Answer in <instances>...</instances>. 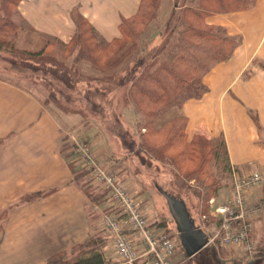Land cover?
Returning <instances> with one entry per match:
<instances>
[{"label": "crops", "instance_id": "0c3cea01", "mask_svg": "<svg viewBox=\"0 0 264 264\" xmlns=\"http://www.w3.org/2000/svg\"><path fill=\"white\" fill-rule=\"evenodd\" d=\"M138 4L20 0L17 12L33 32L67 43L76 30L75 11L110 41L118 35L120 20L133 15ZM207 23L223 26L239 43L227 60L203 76L207 91L183 104L185 131L190 138L195 133L221 138L231 172L243 177L256 171L264 182V0L245 10L211 15ZM29 93L0 80V213L5 216L0 221V264H44L75 250L94 233L92 206L70 165L75 155L63 146L71 131ZM94 145L96 141L90 151L98 155ZM255 190L247 199L262 187ZM103 257L118 263L110 254Z\"/></svg>", "mask_w": 264, "mask_h": 264}, {"label": "rangeland", "instance_id": "374dc122", "mask_svg": "<svg viewBox=\"0 0 264 264\" xmlns=\"http://www.w3.org/2000/svg\"><path fill=\"white\" fill-rule=\"evenodd\" d=\"M13 2V0H8V2L0 0V15H9L8 28L0 32V80L20 87L25 93L30 92L29 94H32L34 99L49 110L54 119L67 128V132L71 131L67 137L69 142L74 144L83 142L82 144L90 145L88 146L90 148L92 142L96 141L94 148L100 149L97 151L98 159L103 161L104 167L119 174L129 190L141 195L149 216H154L157 223L159 222L161 226L167 228L171 235L175 234V226L165 199L156 190V185L183 200L190 218L194 219L196 226L198 224L207 232L210 243L208 241L207 245L191 258H187L182 249L177 250L173 263L264 264V182L254 188L258 190L262 187V190L257 192L255 190V193L248 196L249 199L258 198L251 204L263 206L260 213L254 218V230L250 235V239L254 243V251L245 255L239 248L220 246L216 239L212 240L215 227L211 215H215V212H212L213 206L222 203L231 194L233 177L230 168L228 171H223L222 165L217 166V162L210 159L205 165L209 164L208 170L206 169L207 173L198 178L196 165L189 164L187 159L181 158L189 171L194 172L192 178L186 179L173 165L164 163L165 161L157 160L156 162V160L147 159V155L142 154V143L145 138H154L155 135H151L150 130L147 131V136L143 137L139 134L142 132L136 128L140 119L136 108L123 105L120 102L123 90L112 89L109 92L106 90L107 84H86V82H79L69 88L58 79L63 74L57 77V69L53 68L51 63L62 61L69 66L74 59L77 60L79 47L76 43L79 44V37L72 41L71 46L64 48L63 43L57 39L37 32H30V26L17 14L13 8ZM155 6L150 9L149 21L143 20L146 26L137 27L136 32L144 33L139 35L134 58L138 55L145 56L149 61L156 47L161 44V32H171L172 27H175L173 30L176 29L174 32L181 31V27L177 29L176 23L178 22L174 18L176 16L178 19L181 15V4L175 9L172 20L173 9L170 0H159ZM77 19V23H79L81 19ZM79 26V29L84 31L85 23L81 22ZM95 35L97 41L106 40L98 32H95ZM117 36H119V32ZM174 39L175 35L169 41L172 42ZM40 51H43L41 56H34ZM129 62L131 63L130 59ZM77 64L80 65L82 74L86 72L93 74L90 70L91 63L88 60L81 59ZM87 89L89 92H86ZM46 98H48L47 101ZM44 101L45 103H43ZM181 111V108L169 110L163 114L157 127L164 125L166 121L179 115ZM74 131L76 134H71ZM163 137H165L164 134ZM127 144L131 147H128ZM138 150L141 152L134 155V152ZM171 150L176 151L174 148ZM77 172L80 171H76L75 174H78ZM214 175H217L214 187L210 188L211 185L208 181L210 179L213 181ZM201 178L207 181L201 184ZM117 179L118 176H116ZM79 187L81 188L80 185ZM213 191L216 192L215 195H211ZM209 193L210 195H208ZM249 199L246 197V202ZM95 214L92 216L96 220L93 222L95 226L93 234H99L104 238V233L99 229V226L96 227L95 222L99 220V215ZM4 217L0 213V221ZM214 218L216 217L214 216ZM111 246V241L106 239L105 247L102 248V243L101 250L104 251V256L107 257L110 254L112 257L109 258L111 260L116 258L115 261L119 263ZM255 250H259L260 254ZM82 251V249L78 250L77 246L74 250L76 254L73 257L79 256L77 254H81Z\"/></svg>", "mask_w": 264, "mask_h": 264}, {"label": "trees", "instance_id": "16d2710c", "mask_svg": "<svg viewBox=\"0 0 264 264\" xmlns=\"http://www.w3.org/2000/svg\"><path fill=\"white\" fill-rule=\"evenodd\" d=\"M13 1V8L17 12L20 0ZM158 1L139 0L136 12L120 20L117 26L119 36L110 41H97L95 28L78 12H72L71 17L76 30L67 43L61 42L64 48H68L72 41L79 37V44L76 43L79 47L78 59H74L69 66L62 61L55 63L51 60L53 62L51 66L57 69V77L63 74L58 79L66 87L72 88L79 82H86L107 84L106 90L109 92L112 89L123 90L120 102L136 108L140 118L136 128L142 132L139 134L147 136V131L150 130L151 135H155L154 138L143 140L142 154L147 155V159L165 161L164 163L173 165L186 179L192 178L194 172L189 171L181 158L187 159L189 164L196 165L198 178L207 173L209 164L205 165L210 159H214L217 166L222 165L223 171H228L230 167L221 138H207L200 133H195L189 138L185 131L187 117L182 111L164 125L157 126L163 114L174 108L182 109L186 101L200 98L207 91V86L202 81L203 76L215 64L227 60L239 43V38L229 35L223 26L207 23V17L248 9L255 0H170L173 9L171 20L175 9L182 5L181 15L178 19L174 17L178 22H175L177 29L181 27V31L174 32L176 29L173 30L175 27H172L171 32H161V44L156 47L149 61L145 56L138 55L134 58L139 35L144 33L136 32L137 27L146 26L143 20L149 21L150 9L155 8ZM8 16L0 15V32L8 28ZM77 18L81 19L79 23ZM81 22L86 25L84 31L79 29ZM29 31L33 32V29L29 27ZM173 35L175 39L171 42L169 40ZM42 54L43 51H40L34 56ZM81 59L91 63L90 70L93 74L81 73L82 69L77 64ZM67 139L63 138V146L65 149L72 148L71 152L74 154L76 145ZM127 146L131 147L128 144ZM172 148L176 151L173 152ZM140 152L141 150H138L134 155ZM98 155L95 154L94 159L104 168L103 161L98 159ZM70 165L74 179L85 192L86 198L102 205L104 202L102 194L90 184L91 172L72 163ZM76 171L80 172L75 174ZM116 176L117 181H123L119 174ZM216 177L217 175H214L213 181L211 179L208 181L210 188L214 187ZM205 181L207 180H202L201 184ZM212 194L215 195L216 192L213 191ZM105 244V236L103 238L99 234H92L87 242L78 246V250H83L79 256H70L69 253L74 252V249L68 250L51 257L44 264H118L104 259L101 247L104 249Z\"/></svg>", "mask_w": 264, "mask_h": 264}, {"label": "built area", "instance_id": "2783aa9c", "mask_svg": "<svg viewBox=\"0 0 264 264\" xmlns=\"http://www.w3.org/2000/svg\"><path fill=\"white\" fill-rule=\"evenodd\" d=\"M82 143L75 144L74 162L90 170L91 185L103 196V205H95L94 210L101 214L99 229L112 237L111 249L119 263L174 264L175 237L149 216L141 197L117 181L114 173L96 163L95 155ZM232 177L233 187L228 201L213 209L216 226L212 240L216 239L220 246L239 248L245 255L251 254L254 251L250 239L253 221L263 206L248 205L244 194L261 184L262 176L253 171L243 177L232 172Z\"/></svg>", "mask_w": 264, "mask_h": 264}, {"label": "water", "instance_id": "95a60500", "mask_svg": "<svg viewBox=\"0 0 264 264\" xmlns=\"http://www.w3.org/2000/svg\"><path fill=\"white\" fill-rule=\"evenodd\" d=\"M156 190L165 199L168 212L174 222L180 245L185 255L192 257L208 243L207 236L194 225L183 200L178 199L157 185Z\"/></svg>", "mask_w": 264, "mask_h": 264}]
</instances>
